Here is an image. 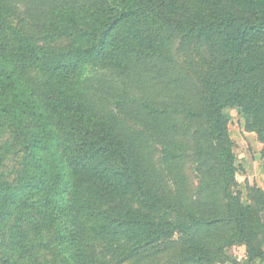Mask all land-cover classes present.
Instances as JSON below:
<instances>
[{
	"label": "trees",
	"instance_id": "16d2710c",
	"mask_svg": "<svg viewBox=\"0 0 264 264\" xmlns=\"http://www.w3.org/2000/svg\"><path fill=\"white\" fill-rule=\"evenodd\" d=\"M203 2L210 15L190 20L157 0H0V264L264 257L232 210L220 143L223 109L240 107L264 164V0ZM209 36L231 59L219 68L184 55ZM92 237L119 252L99 258Z\"/></svg>",
	"mask_w": 264,
	"mask_h": 264
},
{
	"label": "rangeland",
	"instance_id": "374dc122",
	"mask_svg": "<svg viewBox=\"0 0 264 264\" xmlns=\"http://www.w3.org/2000/svg\"><path fill=\"white\" fill-rule=\"evenodd\" d=\"M169 13H175L178 17L190 20L204 19L210 15L211 10L203 0H157ZM174 15V14H173ZM216 36L203 37L199 40H189L185 44V57L193 61L202 62L206 68H219L222 60H231L226 56L216 54ZM227 58V59H225ZM198 61V62H199ZM95 74H102L111 78L109 74L101 72L91 65L83 69V77H92ZM112 79V78H111ZM113 80V79H112ZM239 94V93H238ZM222 120L225 128V137L220 141L221 145L233 158V182L230 184V204L233 212L240 217L242 227L249 233L250 245H261L264 251V164L260 156L262 146L257 142L254 133L246 128V117L240 107L228 106L222 111ZM260 201L262 205L255 204ZM123 210L145 213L137 204L128 198L121 200ZM163 213H151V217L160 219L166 217ZM260 223L253 224L255 218ZM263 231L254 237L253 230ZM87 236H92L87 233ZM184 237V230L178 228L172 240L178 241ZM114 240L92 237L91 243L97 256L103 260H110L116 251ZM119 246L122 244L118 243ZM226 255L234 260L221 264H264V257L256 258L250 262L251 255L247 253L244 245H234L227 248ZM261 259V260H260Z\"/></svg>",
	"mask_w": 264,
	"mask_h": 264
}]
</instances>
